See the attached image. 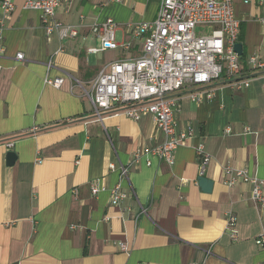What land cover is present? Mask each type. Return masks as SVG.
<instances>
[{
	"label": "crops",
	"instance_id": "crops-1",
	"mask_svg": "<svg viewBox=\"0 0 264 264\" xmlns=\"http://www.w3.org/2000/svg\"><path fill=\"white\" fill-rule=\"evenodd\" d=\"M159 2H62L57 20L78 26L67 40L46 36L39 11L24 9L23 0H14L10 14L0 7V264H264V247L255 243L264 210L250 200V182L228 186L223 174L228 165L264 177V69L248 64L254 55L264 62V5L233 0L239 75L175 94L176 131L190 127L192 135L176 148L172 165L156 157L146 164L144 155L133 161L136 151L163 139L150 115L99 119L84 95L101 67L141 53V38L126 24L153 20ZM107 17L117 24L116 41L130 48L87 53L97 43L90 25ZM46 74L63 83L45 84ZM243 81L248 85L237 87ZM194 91L210 97L192 101ZM198 144L210 156L202 175ZM7 151L16 154L12 165ZM119 163L128 166L127 180L109 167ZM199 176L212 181L210 192ZM118 182L127 197L113 206L110 189ZM92 183L103 190L93 195ZM227 212L236 217L237 240L225 229Z\"/></svg>",
	"mask_w": 264,
	"mask_h": 264
},
{
	"label": "built area",
	"instance_id": "built-area-1",
	"mask_svg": "<svg viewBox=\"0 0 264 264\" xmlns=\"http://www.w3.org/2000/svg\"><path fill=\"white\" fill-rule=\"evenodd\" d=\"M74 0H23V8L40 13L41 26L46 36L56 33L60 40H67L78 35V26L64 24L56 18V11L62 2L70 6ZM256 1L264 5V0ZM3 14H10L14 0H1ZM264 24V18L260 19ZM116 22L107 17L90 25L89 30L95 36L96 44L87 48V53L98 54L119 47L127 50L130 42L116 41ZM197 27L207 28L196 33ZM134 38H141L142 50L137 57L122 58L100 68L93 79L90 89H84V95L93 106L96 118L105 114L123 113L138 120L142 115H150L162 134L158 144L144 147L133 154V161L142 155L146 164L150 157H156L168 165L174 163V151L191 137L192 130L187 127L176 131L175 94L185 87L200 88L220 79L222 74L232 78L240 74V56L234 50L238 42L240 22L235 17L233 0H160L156 17L151 21H139L126 24ZM0 24V40L2 33ZM62 51V49L56 52ZM55 52V53H56ZM22 59L21 52L16 54ZM248 64L253 70L264 69V62L257 56H250ZM52 67V57L46 63L47 72ZM1 70V65H0ZM64 78L46 74L44 83L59 87ZM237 87L247 86L248 82H237ZM192 101L200 102L210 97L207 91H194L188 94ZM12 143H7L11 147ZM199 160V174L202 175L210 162V156L203 144L195 148ZM112 170H118L120 180L128 179V166L119 163L110 164ZM224 183L234 185L238 180L251 183L250 200L264 210V177L258 178L240 168L223 167ZM103 188L90 184L93 195ZM127 194L121 190L118 182L110 189V203L119 206ZM139 214H146V208L140 207ZM225 229L231 240H237L236 217L233 212L226 214ZM258 246L264 247V233L255 239ZM121 250L127 248L118 243ZM192 264V263H191Z\"/></svg>",
	"mask_w": 264,
	"mask_h": 264
},
{
	"label": "water",
	"instance_id": "water-1",
	"mask_svg": "<svg viewBox=\"0 0 264 264\" xmlns=\"http://www.w3.org/2000/svg\"><path fill=\"white\" fill-rule=\"evenodd\" d=\"M234 50L235 52L241 56L243 54L242 51V44L240 42H236L234 44ZM16 159V154L13 151H7L6 153V163L8 165H12L13 162ZM198 181V185L203 189L204 192H210L211 188H212V181L209 180L208 178L204 177V176H199L197 178Z\"/></svg>",
	"mask_w": 264,
	"mask_h": 264
},
{
	"label": "rangeland",
	"instance_id": "rangeland-1",
	"mask_svg": "<svg viewBox=\"0 0 264 264\" xmlns=\"http://www.w3.org/2000/svg\"><path fill=\"white\" fill-rule=\"evenodd\" d=\"M206 30H207V28H203V27H197L195 29V31H196L197 34L200 33V32H205Z\"/></svg>",
	"mask_w": 264,
	"mask_h": 264
},
{
	"label": "trees",
	"instance_id": "trees-1",
	"mask_svg": "<svg viewBox=\"0 0 264 264\" xmlns=\"http://www.w3.org/2000/svg\"><path fill=\"white\" fill-rule=\"evenodd\" d=\"M242 57V55L240 56V58Z\"/></svg>",
	"mask_w": 264,
	"mask_h": 264
}]
</instances>
